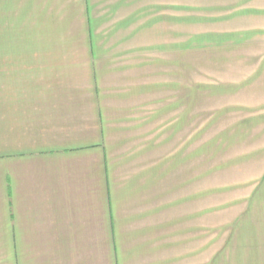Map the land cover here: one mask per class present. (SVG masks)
I'll return each mask as SVG.
<instances>
[{"label": "crops", "instance_id": "1", "mask_svg": "<svg viewBox=\"0 0 264 264\" xmlns=\"http://www.w3.org/2000/svg\"><path fill=\"white\" fill-rule=\"evenodd\" d=\"M160 2L0 0V264H264V0L196 8L215 66L189 134L185 83L133 98L164 89L136 83L154 23L185 25Z\"/></svg>", "mask_w": 264, "mask_h": 264}, {"label": "rangeland", "instance_id": "2", "mask_svg": "<svg viewBox=\"0 0 264 264\" xmlns=\"http://www.w3.org/2000/svg\"><path fill=\"white\" fill-rule=\"evenodd\" d=\"M150 0H148L149 2ZM159 1L161 3V0H153V5H157L156 3ZM169 3L176 5H186V10L183 12L180 11H169V14L172 16H177V14H180V18L182 20V14L184 16L185 25L178 26L177 23H174L175 25H171L169 29L168 36H158L156 32H159L161 29L160 24L159 26L157 23H154V35L153 39L162 40L161 37L167 39L168 44V51L162 52L161 50H154L153 53H149L153 55V66H144V67H138L137 70V79L136 83L138 86H141V84H154L161 86V84H164V89L158 88V90L155 89V91H139L138 96H134V99H142L143 101H147L149 99L154 98H161L165 97L168 98V100L177 99L178 98V88L175 86L178 82H183L186 85V113L187 117L189 115L190 117L189 123L190 124V130L187 129V134L193 130V127H197L200 124L205 123L206 119H208L209 116V108L210 104L207 101L196 102L194 98V90L198 87L199 83L202 84H209L213 80L211 79V74L213 67L215 66L212 64L210 58V47H211V40H212V33L211 30H215V27L211 28V14H215L217 12L210 11L208 9H200L196 10L198 7H208L209 6V0H168ZM208 2V3H207ZM158 7V6H157ZM168 12V11H167ZM129 13V12H126ZM156 16L157 14L161 13V10H157V8H153L151 10V15ZM165 13V12H164ZM151 16V17H152ZM124 17V16H123ZM150 17V18H151ZM122 18V17H121ZM184 30L185 35V49H184V55H182V50L180 49V58L179 56L176 57V51H174L173 46L175 44L174 39L181 38L179 35H176L175 33H181L180 31ZM175 31V33H174ZM154 43V42H153ZM141 54V53H139ZM143 55V54H142ZM139 55V56H142ZM142 59H138L140 62ZM151 65V64H150ZM219 66V65H216ZM215 71V70H214ZM215 76V73H214ZM216 77V76H215ZM214 77V78H215ZM175 86V87H174ZM169 88V89H167ZM192 100V101H188ZM195 100V102H194ZM111 101V100H110ZM123 105V104H122ZM123 107H121L122 110ZM157 109L156 107L150 105L146 108L144 107L143 110L145 111V114L151 116L153 112ZM151 110L153 111L151 113ZM202 111V115H200V112ZM195 116V118H194ZM148 126L144 127L143 130H145ZM207 166L206 164H203V167ZM209 166V165H208ZM209 178V175H203ZM206 180V179H205ZM209 182V181H207ZM205 183L203 182V189ZM222 234L221 229H219L218 233V246L221 248L223 245V241L225 239V234ZM214 237V236H213ZM207 246V245H206ZM205 244L203 245V248L206 247ZM214 245H212V250L209 249H203V261L207 259V257L210 256V254H214L215 251L213 249ZM219 254L224 255V250H219Z\"/></svg>", "mask_w": 264, "mask_h": 264}]
</instances>
